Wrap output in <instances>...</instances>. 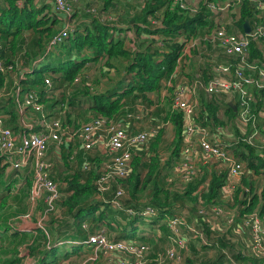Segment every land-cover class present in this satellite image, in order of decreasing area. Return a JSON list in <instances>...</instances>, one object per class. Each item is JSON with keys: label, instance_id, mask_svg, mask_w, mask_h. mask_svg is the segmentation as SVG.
Instances as JSON below:
<instances>
[{"label": "trees", "instance_id": "obj_1", "mask_svg": "<svg viewBox=\"0 0 264 264\" xmlns=\"http://www.w3.org/2000/svg\"><path fill=\"white\" fill-rule=\"evenodd\" d=\"M1 1V57L5 64L15 67L16 61L19 62L18 59L23 61L28 56L32 58V62L29 65L31 66L34 60L46 54L45 36L50 37L53 32V26L49 25L55 24L60 20V23L64 27L69 18L65 12H59L55 8L53 11L54 16H46L45 9L46 7H52L53 2L39 7L32 0H23L20 4L18 0ZM102 1L104 2V9H108L115 2V0ZM210 1L218 2L222 0H204L201 3L199 12H192L191 8L184 9L180 5L173 8L171 7L173 0H146L145 9L142 12L132 14L129 20H127V27L125 28L121 26L123 18L122 21L117 19L115 23L110 22L103 13L104 10H101V15L92 16L91 22H84L76 30L70 31L64 42L56 48V51H51L45 56L44 61L47 60L45 65H43V61L39 65L40 68L36 66L32 72L25 73L26 80L21 81V90L23 92L35 90L40 101L48 107H54V109L61 102L75 105L78 103L76 99H79V96L89 93L91 94L90 101L92 103L89 109L94 113V116L115 117L129 121V113L142 112L145 114L143 117L144 122L151 115L149 109L152 104L147 93L160 89L162 83L174 71L177 58L183 47V44L178 42L180 36L187 35L189 37L196 33L199 26L206 27L209 24L208 20L211 11L208 9L207 3ZM68 2L72 4V1L68 0ZM78 8L79 6L77 5ZM241 12L240 19L236 20V26L245 32L244 23L248 21L252 26L253 21L257 20L255 7L245 0L242 4ZM150 17H154L157 20L156 24ZM127 30L131 31L133 36L127 35L125 37ZM26 32H31L33 36L32 40L28 39L29 43H27L28 41L25 37ZM249 50L251 51L252 59L264 61L263 41L252 40ZM86 52H89V55L84 58V53ZM53 55L56 56L54 57ZM52 58L58 63L57 65H54L56 63L51 64L50 59ZM88 61H92L98 66L96 64L95 67L88 66ZM120 61L128 63L126 69L130 75L123 76L117 81L115 86H110L109 89L107 88L108 90H104V88L108 87V82L114 79L109 78L110 74L115 73V67L112 65H117ZM192 68L195 72L198 71L196 65H193ZM21 72L23 70H20L18 73ZM51 73H53L54 85L63 86L61 101L53 100L47 102V100L45 102L44 100L45 77ZM105 78L107 81H105ZM5 80L13 82L12 93L5 97L11 108L9 111L11 120L8 122L12 127L19 128L20 121L15 109L16 102L14 100L16 90L14 79L12 77L6 78V75L0 72V89ZM125 83L128 84L125 86ZM254 95L256 101L252 102V106L258 122H261L260 124L263 125L264 119H262L263 115L261 114H264V93L256 90ZM199 97L200 106L194 116L198 124L209 127L212 134L222 132V130H219V127H221L225 131L224 135L226 134L227 136L225 140L228 138L227 133L239 134L241 117L238 107L235 108L233 105L228 104L224 99L222 100V97H217L210 101L203 90L199 91ZM6 108L8 110V106ZM155 114L162 118L165 122L164 124H167L166 126L171 124L174 127L175 135L174 140H172V154L171 159L167 162L170 164L172 161L178 160L182 146L188 138L184 112L179 107L173 108V106L168 104L165 112L157 110ZM165 130L164 126L161 129L158 128V133L152 137L150 144L144 145L134 152L129 175L123 180V184L128 189L130 195L126 203L127 208L126 206H122L123 208L116 210L123 218L129 220L128 224H131L133 228L131 230L125 228L119 237L116 238L117 240L139 241L136 239L138 227L134 226V224L136 221L140 220L143 223L146 221L145 218H151L154 219V223L164 221L161 224L162 234L156 235L146 241H141L153 243L158 248V242L163 239V236L164 240L169 242L170 237L173 235L169 219L178 217L184 223L179 225L180 232L177 238H180L181 241L186 240L189 242L192 225H195L199 231H203L208 237L209 242L207 244L201 243L200 246L202 250H206L217 248L221 245L226 247L228 240L219 236V231L223 229V223H226V226L227 222L232 224L230 229L234 231L238 227L243 228V225H246V221L249 218L248 216L253 213H256L257 218L264 222V193L260 194L257 192L255 185L253 186V182L246 181L245 183L248 184L247 188L242 184H238L231 189V193L233 194L231 197L233 199L232 204L236 208L232 204H229L230 207L226 210L230 212L234 209L233 214L220 211L216 213L218 205L222 206L221 197L223 190L230 189L227 186L229 179L227 169L219 171V169L217 170L213 166L211 168L205 167V173H199L190 182H183L177 189L170 186L167 187L160 156L161 144L164 141V135H166ZM247 147L249 149V156L243 154L244 158L249 157L247 166L249 169L254 170L255 173H260L261 168H264V158L262 155L257 154L250 146ZM62 150L63 164L68 172L67 176L63 178L67 181L69 188L68 194L59 200L62 207L65 208L63 215L65 220H57L58 218L55 216L51 219V216L55 213L52 212L48 215V218L50 217L49 219L51 220L47 222H51V225H49L53 227L57 225V229L48 232L46 231L47 227L45 229L38 228L37 233L39 235L34 236V239L31 241H29L32 238L31 234L28 235L19 231L13 234L16 243L15 249L23 243L28 244L30 255L37 257L38 254H41V263L44 264H56L54 259L58 256L59 250L66 245L67 241L83 240L88 237L81 230L84 223L92 221L97 223L103 222V225L107 224L111 227L115 222L114 220H116L120 224L117 213L111 208L112 205L100 199L98 200L96 197L98 190L95 182L100 176L97 167L94 165L93 168L84 170L83 165H81L83 153L80 151L77 154L79 164H75L70 158L73 153L71 145H64ZM149 151L153 154H150ZM180 163L181 161L178 162V164ZM172 164L170 165L172 166ZM1 169L3 168L0 167ZM202 169L201 167L199 172ZM55 180L57 181V179ZM246 194H253V196L247 197ZM142 196H145L147 201L140 206L139 200ZM202 199L203 203H200L199 201ZM5 200L2 207L7 203ZM189 202L195 204L191 208V211L194 212L195 221L192 225H189L188 222L185 223L184 216L179 214L180 211L182 212V209L188 206ZM41 204H43L44 211L46 205L44 202ZM204 204L207 206V209H212L213 206H216L217 209L213 208L215 209V214H210L207 212V209L201 208V205ZM102 205L106 209H101ZM197 205L199 208H197ZM147 207L156 209L157 213L151 216L139 214L141 210H145ZM202 209L205 212H201ZM128 210H133L135 214L134 217L132 216L133 218L129 216ZM107 213L112 215H107ZM213 215L215 216L213 217ZM61 225H65L66 228L62 229ZM100 228L97 226L96 231L100 230ZM197 229L195 230L198 231ZM54 236L60 238V241L65 240L66 242L55 246L52 245L48 248L42 246L46 241V243L50 242ZM249 238L251 240V243H249V247H251L250 254L253 257L247 255L248 258H243L240 251L238 253H235V251L231 252L241 264H264V250L255 246V242L250 235ZM84 246L74 243L72 249L80 252ZM190 251L194 254L199 251L196 243H191ZM197 259L198 257L193 256V254L192 256L185 255V258L180 262H170V264H223L220 257L202 260L200 263L197 262Z\"/></svg>", "mask_w": 264, "mask_h": 264}, {"label": "built area", "instance_id": "obj_2", "mask_svg": "<svg viewBox=\"0 0 264 264\" xmlns=\"http://www.w3.org/2000/svg\"><path fill=\"white\" fill-rule=\"evenodd\" d=\"M244 1L208 2L207 7L211 11V15L206 28H211L215 23L216 12L222 14L224 10H233L234 13L230 15L231 20L225 26H218L213 29L205 38L182 35L178 41L183 44V47L171 78L181 75L184 80L189 79L185 75L191 74L192 66L190 67L187 61L198 62L200 67L199 69L197 67L198 71L195 78L175 88L170 103L173 108L179 107L184 112L187 140L190 142L183 150V156L185 155L189 160H185L183 163L181 160L182 164H180V168L183 170V181L186 183L197 177L200 171L198 169L200 163L216 164L219 171L227 169L229 177L241 178L246 168L248 169L243 154L245 155L246 151L249 153V149H244V147L250 146L258 154L264 153V124L261 125L258 122L252 106V102L256 101L254 92L258 90L264 93V61L252 59L249 50L252 40L264 42V0H246L255 7L257 18V20L253 19L250 32L246 30L243 32L236 26V20L241 17ZM53 3L57 11L65 12L69 18L72 10L68 0H53ZM181 4L184 9L191 8L192 12H199L201 7L200 5L196 9L189 6L185 0ZM69 19L66 25L51 38L46 54L34 60L30 66L32 67L31 72L44 61L49 52L56 51V48L64 42L72 30ZM156 22L154 21L155 24ZM230 24L235 30L229 29ZM202 48L204 51L208 50L209 57L207 60L203 57ZM1 49L2 44L0 43V72L5 74L7 78L15 79L13 72H16V69L13 65L5 64L1 57ZM192 51L196 52L193 53ZM207 63L213 65L209 70V66L202 67ZM9 72L12 73L8 74ZM20 74L22 72L18 73V75ZM52 76L53 73L45 77L44 92L45 97L48 98L58 96V90L55 86L59 85H54ZM15 85L14 100L16 99L15 102L21 115L31 108L36 116L30 122L24 121V124H21L20 121L19 128H14L7 124L4 117L0 115V167L12 169L15 174L28 175L31 182L29 202L31 204L40 201L45 203L46 208L40 213L41 218L38 220L36 229L46 228L45 218L52 212H56L59 200L68 194L61 189L60 183L55 180L53 176L54 162L49 156L52 150L56 149L61 152L66 144L71 145L72 149L76 145L80 146L83 151L81 165H83L84 170H89L94 165L97 167L100 173L95 182L98 194L112 195L109 200L104 201L112 203L116 208H123L119 198L124 196L126 192L123 180L129 175L134 152L156 135L158 128L140 129L136 127L135 125L139 124V121L145 116L142 112L129 113V121L115 117L92 116L88 121L75 125L73 122H69L67 112L70 107L67 103H62L58 112H55L57 108L46 110L47 106L40 101L35 90L23 92L21 82L19 86L18 83ZM200 90L205 91L208 98L213 97L211 100L217 97L224 99L223 96L228 94L231 95V99H235L233 102L240 109L241 117L239 134L227 133L228 138L225 140L227 136L224 135L225 131L221 127L219 130L222 132L212 134L209 127L196 122L194 116L200 106ZM187 91L193 92V95ZM25 94H27L26 97ZM2 115L4 114L2 113ZM81 149L73 150L71 160L76 159V155ZM196 150H200L202 153L196 154ZM262 156L264 158V155ZM241 158L246 161V164ZM128 211L133 213V210ZM219 211L222 210L218 209L216 213ZM201 212H205V210L202 209ZM156 213V209L152 207H147L139 212L144 216H151ZM255 214L248 216L246 224L248 222L257 223L254 238H252L255 246L264 250V222L259 221L260 219ZM29 216V214L25 215V217ZM169 223L173 235L178 236L179 225L183 223L181 219L173 217ZM85 225L84 223L83 226ZM74 243L87 245L94 251L95 257L98 256V253L100 255L115 252H135L143 257L152 246L150 243H138L135 240L110 239L103 229L89 234L85 240L74 241ZM168 253L167 255L171 258L175 256L173 249ZM118 264L127 263L118 261Z\"/></svg>", "mask_w": 264, "mask_h": 264}, {"label": "rangeland", "instance_id": "obj_3", "mask_svg": "<svg viewBox=\"0 0 264 264\" xmlns=\"http://www.w3.org/2000/svg\"><path fill=\"white\" fill-rule=\"evenodd\" d=\"M32 1L35 5L39 7L46 6L51 3V0H32ZM69 1H72V4H70L72 11L69 16L70 18L69 25H70V28L72 29L71 31H73V30H76L82 24H84V22L86 23L91 22L92 16L101 15L102 13L100 12L101 10H104L103 13L105 14L106 18L109 19L110 22L115 23V20L117 19H120L121 21L124 19L123 22L121 23V26H124L123 28H125L127 27L126 22L127 20H129V17L132 14L136 12H142L145 9L146 0L145 1L144 0H115V2H113L114 5L109 6L108 9L103 8L104 2L102 0H75L77 1L76 3H74L75 2L74 0H69ZM183 1L184 0H173V2L171 3V7L174 8L177 5H180L182 7L181 3ZM185 1L187 2L189 6L195 7L196 9H198L201 3L203 2V0H185ZM22 2L23 0L22 1L18 0L19 4ZM1 3L2 1L0 0V4ZM76 4L79 6L78 9H77ZM54 8L46 7L45 15L54 16V12H53ZM233 13H234L233 10L231 11L224 10L222 14H219L218 12H216V15L214 16V18H216V21L212 25V27L206 28L204 26H199L197 28L196 33L193 34L192 36L205 38L207 34L212 32L213 29H215L216 27L225 26L231 20L230 15ZM78 17L80 18L79 20H78ZM150 19L152 21H157L155 20L154 17H150ZM49 26H53L52 35L53 34L55 35L56 33L59 32L60 29L63 28V24L60 23V20L55 24H52V25L50 24ZM229 29L235 30L232 24L229 25ZM127 34L128 36L130 35V37L133 36L131 31H127L125 34V37L127 36ZM51 36L50 37L45 36L46 48L51 38L53 37ZM25 37L27 41L28 39L30 40L33 39L31 32H26ZM27 43H29V41ZM192 52L194 53L196 51H192ZM202 52L204 53L203 57L205 58V60H207L209 57L208 50L204 51V48H202ZM53 56L55 57L56 55H53ZM18 61L19 62L16 61L15 63V68L17 71L16 72L12 71V72L15 75L14 82L18 83V86H19V83L21 81L26 80V76L24 75L25 72H31L32 67H30L29 65L32 62V58L27 56L23 59V61H21L20 59H18ZM50 62L51 64L56 63L54 61V58L50 59ZM187 62L190 67L193 65H196L198 69L200 68L198 65V62H195V61H187ZM45 63H47V60L43 62V65H45ZM57 64L58 63L54 65H57ZM95 64H93L92 66L95 67ZM96 66L98 65L96 64ZM112 66L115 67L114 69L115 73L110 74L109 78L110 79L114 78V79L108 82L109 85L108 87L104 88V90H106L107 88L109 89L110 86H115L117 81H119L123 76L130 75L128 74L127 69H126L128 66L127 62L120 61L119 63H117V65H112ZM205 66H209L208 70L213 67V65H210L209 63L203 65L202 67H205ZM38 68H40V66H38ZM20 70H23L24 73L22 72V74L18 75V72ZM12 72H9L8 74H11ZM195 75H196V72L194 75H185V77L189 78L187 80H184L183 78H181V75H179V77L176 76V78H171V75H170L168 79L162 83V86L160 89L147 93L151 99L150 102L152 104L149 109V111L151 112L150 118L144 122L142 119L141 122L139 121L140 122L139 124L135 125L136 127H139L140 129H149L152 126L153 128L157 127L159 129H161L162 126L166 128L165 130L166 135H164V141L161 144V148H160V156L162 159L161 166L163 167V174L165 175L164 180H166V186L167 187L170 186L171 188H175V189H177L184 182L183 176H182L183 170H181L180 164H182L185 160L186 161L189 160L187 159L185 155L183 156V150L186 145L190 144V142L189 140H186L182 146L181 153H180L178 160L174 162L172 161L170 163V164L173 163L172 166L168 164L167 162H169V160L171 159V154H172L171 151H172V146H173L172 140H174L173 138L175 135L174 134L175 131H174L173 125L169 124L168 126H166L167 124H164L165 122L162 120V118L159 115L155 114V112L157 110H162L163 112H165L168 104L171 105L170 103L174 96L175 88L178 86H182V84L186 81L192 80L193 78H195ZM205 76L208 77L207 75ZM105 81H107L106 78H105ZM126 84L128 83H125L124 85L126 86ZM12 88H13V82L5 80L2 88L0 89V111H1L0 115L4 117L6 122H8V120H11V115L9 113L11 108L9 107L8 102L6 101L5 97L11 93ZM55 88L58 90V96L55 98H48L44 96L45 102L47 100H48L47 102L53 101V100H57V101L62 100L61 96L63 94V86H55ZM17 93H18V90H17ZM189 93L193 95V92L190 91ZM26 96L27 94H25V97ZM223 97H225L224 99L225 101L228 102V104L232 102L233 105L236 106V104L233 102V100L235 99H231L230 94L224 95ZM90 98H91V94L84 93V95L79 96V99L78 98L76 99L78 100L77 104L75 105L68 104L70 108H68L67 115L68 113L70 115L73 114L72 122L75 125H80L83 122L88 121L89 117L91 115H94V113L90 112L91 110L89 109V107L92 106ZM212 98L213 97L209 98V100L211 101ZM61 103L59 104L60 106L57 107L55 112H58L60 110V108L62 107ZM6 106H8V110ZM15 109L17 111V115L19 116V121H21V124H24V121H26L29 118V116H33V117L36 116L35 112L33 111L27 112L28 110L24 111V114L21 115L17 103H15ZM45 109L52 110L54 109V107L47 106V108ZM2 113L4 115H2ZM151 139L152 137L150 138V140ZM150 140L145 145H149ZM78 149H81V148L79 145H76L74 146L72 150H78ZM244 149H248V148L244 147ZM149 152L150 154L152 153L151 151ZM259 154L264 155V153H259ZM49 156L51 157L53 161L56 162V154L53 151H50ZM181 160H182V163L178 164V162ZM73 162L77 165L79 164L77 155H76V159L73 160ZM56 166L59 167V170L62 172V174L65 172L66 167L63 163H61L60 160H58V163L56 162ZM201 167L203 169L199 173L203 174L205 173V169H204L205 167L204 165L201 164L199 165L198 169H200ZM4 170L2 171L3 173H1L0 175V207L3 204V199H2L3 196H7L5 200V202L7 203L2 208H0V228L3 230V232L0 233V264H6V262H8L7 264H44V263H41V254H38L37 257L30 255V247L28 244L23 243L20 247L15 249L16 243H15V238L13 236V234L18 231L17 228H20L21 226H23L22 224H24V220H29V222L30 220L38 222V220L41 218L40 213L41 211H43V204H41L43 201L36 202L35 204H31L29 202V192L28 194H26L25 189L22 188V187H28L29 184L31 183L28 175H22V176L20 175L18 178H16L15 177L16 174L14 170L6 168V167L4 168ZM261 170H264V168H262ZM262 174L264 173L257 174L258 177L256 180H254L255 183H257L255 185V188L257 189V192H259L260 194L264 193V176ZM246 195L247 197L253 196V194L251 195L246 194ZM96 197L98 200L100 199L101 201H104V200H109L112 197V195L110 194L107 195L106 193L104 195L96 194ZM129 198H130L129 191L126 188V192L124 196L119 198V202L122 204L123 207L126 206L127 199ZM232 200L233 199L231 198L229 191H227V189H224L223 195L221 197V201H222L221 205L223 207L218 205V209H221L222 210L221 212H227V213L233 214V212L235 211L234 209H232L230 212L226 210V209H229L230 207L229 204H232ZM146 201H147L146 197L142 196L141 199L139 200V203L141 204L140 206L145 204ZM199 202L203 203V199L200 200ZM60 203L61 202L58 203L56 212L51 216V219H53V217L55 216L58 218L57 220H65V218H63L65 208H63ZM106 203H109V202H106ZM109 204L112 205L111 203ZM194 205L195 204L189 202L188 206L182 209V212L181 211L179 212V214L184 216L185 223L188 222L189 225H192L195 222L194 214H193L194 212L191 211V208ZM198 205H197V208H199ZM201 206H202L201 208L207 209V206L205 204ZM214 207L215 209H217L216 206H213L212 209H207V212L210 214H215V209H213ZM111 208L113 209L114 212L118 210V208L114 207L113 205ZM234 208H236V206ZM101 209H106V207L102 205ZM27 214H29L30 216L25 217V215ZM128 214L129 216H131V218H133L135 215L134 213L130 211L128 212ZM107 215H112V214L107 213ZM37 216L38 218H36ZM59 216H61L62 218ZM117 216L119 218L118 220H120V224L118 223V221L114 220L115 222L110 227L107 224L103 225L104 224L103 222L97 223L95 221H92L90 223L89 222L85 223L86 225L82 226L81 230H83V232L87 236H89V234L96 232V229L98 226V227H101L100 228L101 230L103 229L105 231V233L110 239H116L119 237V235L123 232L125 228L127 230H131L133 228L131 224H128L129 222L128 219L123 218L119 213H117ZM214 216L215 215H213V217ZM49 218L48 217L45 218V221L47 222L48 220H51ZM171 219H173V217L169 219V222ZM145 220L146 221H144L143 223L142 221L139 220V221H136V223L134 224V226L138 227V231L136 232V239L139 240L138 243H143V241L141 240L146 241L147 239H151L155 237L156 235L158 236L162 234L161 224L164 221L163 222L161 221L159 223H154V219L145 218ZM255 225H257L256 222L254 224L252 222H248V224L243 225V230L240 227H238L237 230L240 232L246 231L247 233L250 234V237L254 238ZM35 226H37V223L35 224ZM231 226L232 224H229L228 222H227V226H226V223L225 224L223 223V226H222L223 229L219 231V236L222 238L224 237L225 240H228L226 247L221 245V246H218V248L202 250L200 247L201 243L207 244L209 242L208 237L205 235L203 231H199L195 225H192V228H191L192 231L190 232L189 242H187L186 240L181 241L180 238H177V236L175 237V235H172L170 237V241L168 242L164 240V236H163L162 237L163 239L161 240L160 238L161 241L158 242L159 247L157 248L156 246H154L153 243H151L152 246H150L148 252L144 254L143 257H141V255H137L135 252H131V253L115 252L113 254L102 253L100 255L98 253V256L95 257L93 255L94 251H92L90 247H88L87 245H85L84 248L80 252L72 249V246L74 243H71V242L78 241V240H72L71 242L69 241L66 242V245L62 247L61 250H59L58 256H56L54 260L56 264H118V261H124L127 264H170V262H174V263L180 262L181 260H183V258H185V255L192 256L193 254V256L198 257L197 259L198 263H200L202 260L217 259L220 257L222 259L221 261L223 262V264H241L231 251H235V253H238V251H240L242 253L243 258H248L247 255H250L249 253L251 252L250 251L251 247H249L248 243H251V241L249 242L248 240L243 239L245 238V235L240 234L238 232L231 231L230 229ZM60 227L62 229L66 228L65 225H61ZM195 229H197L198 231H196ZM47 231L49 232L48 228H47ZM27 234L28 235L32 234V238L29 239V241L33 240L34 236L39 235L37 232L36 233L28 232ZM55 237L56 236L51 238L50 242L48 243H46L47 242L46 241L44 245L42 246L45 248L51 247L56 242ZM192 242L196 243L198 246L199 251H197L196 254L190 251V245ZM172 249L174 250L175 256L171 258L167 254H169L168 252ZM254 257L256 256L254 255Z\"/></svg>", "mask_w": 264, "mask_h": 264}, {"label": "crops", "instance_id": "obj_4", "mask_svg": "<svg viewBox=\"0 0 264 264\" xmlns=\"http://www.w3.org/2000/svg\"><path fill=\"white\" fill-rule=\"evenodd\" d=\"M51 2H53V1H51ZM104 7V6H103ZM52 8H54V4L52 3ZM122 27H124V26H122ZM127 31H129V30H127ZM126 31V32H127ZM125 32V33H126ZM133 34V33H132ZM128 35V34H127ZM130 36V35H129ZM89 55V52H86V53H84V58L85 57H87ZM88 63V66H91L92 67V65L94 64V62H92V61H88L87 62ZM94 67V66H93ZM89 69V68H88ZM195 74V70L192 68L191 69V74L190 75H194ZM197 75V74H196ZM106 90H108V89H106ZM230 103H232V102H230ZM229 103V104H230ZM233 104V103H232ZM235 108H237L236 106H235ZM31 111H33L31 108H29L28 109V111L27 112H31ZM90 112H92V111H90ZM69 114V113H68ZM92 116H94V115H91L90 116V118L92 117ZM72 117H73V114L72 115H68V119H69V122H72ZM34 117L33 116H29V118L27 119V121L28 122H30L32 119H33ZM262 119H264V115H263V117H262ZM9 121V120H8ZM263 122V121H262ZM261 123V122H260ZM7 124H9V125H11L9 122H7ZM55 154H56V162L58 163V160H60L61 161V163H63V160H62V156H63V150L61 151V152H58V150H52ZM81 152H83L82 150H80ZM60 153V154H59ZM196 154H198V153H202L200 150H196V152H195ZM246 154L245 155H248L249 156V153L246 151L245 152ZM79 154V153H78ZM201 155V154H200ZM52 157H53V155H52ZM82 157V156H81ZM243 157H244V155H243ZM249 158V157H248ZM248 158H245V160L247 161L248 160ZM54 159V158H53ZM241 160H243L244 162H245V164H246V161L244 160V159H242L241 158ZM54 162V168H53V176L55 177V179H57V181L60 183V187H61V189L62 190H64V191H66V192H69V188H68V183H67V181L65 180V178H63V177H65V176H67V174H68V172L65 170V172L62 174V172L59 170V167L58 166H56V162L55 161H53ZM204 165V167H208V168H211L212 166L213 167H215L217 170H218V166L216 165V164H203V163H200V165ZM258 164V163H257ZM247 167V166H246ZM67 169V168H66ZM262 169V168H261ZM4 170V168L3 169H1L0 170V175H1V173H3L2 171ZM57 170V171H56ZM210 170V169H209ZM5 171V170H4ZM260 173H264V170H261V172ZM260 173H255L254 172V170H252V169H249V167H248V169L246 168V171L244 172V174L241 176V178H239V177H229V179H228V182H227V186L228 187H230V188H233V187H235L236 185H238V184H242L243 186H245L246 188L248 187V184H246L245 182L247 181V182H253V186L254 185H256L257 183H255L254 182V180H256L257 179V174H260ZM22 176L23 174H16V178H18L19 176ZM63 175H65V176H63ZM263 176H264V174H262ZM21 184H22V182H21ZM26 184V183H25ZM24 184V185H25ZM9 188H10V186H9ZM22 188H24L25 189V192H26V194H28V192L30 193V188H31V183L29 184V186L28 187H22ZM227 191H229V193H230V195H231V197H232V193H231V189H228ZM6 197L7 196H3V203H4V200L6 199ZM3 205V204H2ZM0 208H2V206L0 207ZM39 216V215H38ZM38 216L36 217V218H38ZM38 220V219H37ZM38 224V222L37 221H32V220H30V222H29V220H24V224H22L23 226H21L20 228H17L18 229V231L19 232H21V233H28V232H32V233H36L37 232V230L38 229H36V226H35V224ZM51 223V222H50ZM50 223H48V222H44V224H45V227H47L50 231L49 232H51L53 229H57V225H55V227H53V226H50L51 224ZM50 224V225H49ZM27 228V229H26ZM238 229V228H237ZM237 229H233L234 230V232H238V233H240V234H243V235H245V238H243V239H245V240H248L249 242L251 241L250 240V238H249V233H247L246 231H243V232H240V231H238ZM242 230H243V228H242ZM3 232V230L0 228V233H2ZM32 235V234H31ZM55 239H56V242L53 244V246H55V245H57V244H62V242H66L65 240H63V241H60V238H56L55 237ZM87 239V238H86ZM79 240V239H78ZM82 240V239H81ZM83 240H85V239H83ZM68 242V241H67ZM245 243V242H244ZM249 244V243H248ZM218 248V247H217ZM251 251V250H250ZM250 254V253H249ZM251 255V254H250ZM252 256V255H251ZM251 264V263H250Z\"/></svg>", "mask_w": 264, "mask_h": 264}, {"label": "water", "instance_id": "obj_5", "mask_svg": "<svg viewBox=\"0 0 264 264\" xmlns=\"http://www.w3.org/2000/svg\"><path fill=\"white\" fill-rule=\"evenodd\" d=\"M244 27H245V30L247 31V32H250V30H251V26H250V23L248 22V21H246L245 23H244ZM231 105H233L232 103H231ZM234 106V105H233ZM235 107V106H234Z\"/></svg>", "mask_w": 264, "mask_h": 264}]
</instances>
